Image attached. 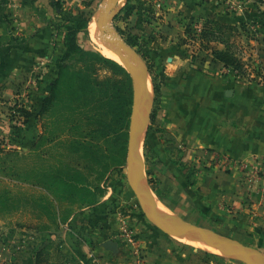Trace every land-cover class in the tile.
<instances>
[{
  "label": "crops",
  "instance_id": "crops-1",
  "mask_svg": "<svg viewBox=\"0 0 264 264\" xmlns=\"http://www.w3.org/2000/svg\"><path fill=\"white\" fill-rule=\"evenodd\" d=\"M85 1L0 0V151L24 152L25 141L33 142L26 151L38 154L43 149L34 141L41 136L40 118L35 114L65 49V19L81 13ZM116 9L117 24L123 21L154 44L160 41L158 33L163 32L165 40L170 41L178 30L179 16L171 15L174 12L185 20L215 18L231 23L242 18L237 13H225L218 0H118ZM262 82L247 90L215 86L206 105L194 111L190 105L198 102L197 88V93L172 99L167 118L175 121L177 136L193 142L183 154L185 163H191L201 149L243 162L264 156V84H258ZM15 95L32 115L11 127L13 123L6 114ZM31 166L36 170L34 163ZM240 176L215 170L203 178L195 176V184L187 186L176 172L170 173L165 177V187L172 185L174 190L167 193V205L175 217L186 220V215H192L196 221L213 222L215 231L259 252L264 248V190L259 189L261 180L243 181ZM43 182L9 178L0 171V197L16 190L21 194L31 190L52 199L51 190ZM108 194L73 210L65 220L57 218V224L11 220L8 206L0 204V264H35V253L48 245H57L63 256L57 262L49 259L47 264H133L135 243L146 264H226L214 254L192 249L148 220L152 226L145 224L134 209L121 205L110 212L105 209ZM127 202L130 205V199ZM57 208L58 214L65 209L61 203ZM107 240L114 246L105 247Z\"/></svg>",
  "mask_w": 264,
  "mask_h": 264
},
{
  "label": "rangeland",
  "instance_id": "rangeland-1",
  "mask_svg": "<svg viewBox=\"0 0 264 264\" xmlns=\"http://www.w3.org/2000/svg\"><path fill=\"white\" fill-rule=\"evenodd\" d=\"M218 1L221 10L225 13L241 15V20L231 23L244 29L246 35L250 37V41L245 39L240 41L244 47L242 55L247 57L251 53L254 58L258 57L262 61L261 67L264 71V0ZM106 2L107 0H86L84 2L86 4H84L81 11L82 18L67 24L69 29H78L76 41L85 49L100 53L99 43H95L89 37L87 26L92 18L95 20L99 8L105 5ZM237 3L241 7H237ZM177 14L180 17L177 12L171 15L177 17ZM179 17H177L178 30H174L175 32L172 33L170 41L165 40L164 34L161 32L158 33L160 41L155 44L146 38L143 39L142 36L145 34L141 36L131 26L125 25L123 21L117 24L115 17L110 23L119 36L137 52L145 67L146 77L151 82L149 83L151 86V102L146 114L148 117L146 116L147 120L142 127L139 138L134 175L144 185L146 192L156 201L167 219L170 218L169 213L173 212L167 205V193L173 192L174 189L172 185L169 188L165 187V177L173 172H176L188 184L187 186L195 184V176L203 178L215 170L226 173L237 172L241 173L240 177L243 181L261 180L259 189L264 190V156L254 158L253 162H243L227 157L229 162H225L223 158L225 155L221 153L217 155L213 153L215 151L210 152L201 149L195 153L197 156L191 163H185L187 160L183 159L184 152L193 145V142L185 141L183 136H177L175 134V121L167 118L172 99H175L178 95L180 97L182 95L188 96L191 92L197 93L195 90L197 88L199 91L198 102L190 105L194 111L206 105L207 96L215 86L223 89L233 87L247 90L257 83L235 75L230 67H224L221 63L212 60V56L208 51L200 47L196 27L201 20H185L184 17L182 19ZM85 18L87 19L86 25ZM124 69L130 77L127 95L125 93L130 104L124 122H119L111 113L108 114L106 119L104 116V118L96 116L97 118L90 120L89 118L92 117L93 113H97V109L106 110L104 90L101 86L103 84L101 82L100 86L96 88L95 94L81 95L75 89L77 80L74 73H71L69 78L66 76V80H70L64 86L62 85V89L58 94L61 101L54 103L40 119L41 136L35 138L34 141L39 142L43 149L38 154L26 151L25 149L32 146L30 144L33 142L28 143V141H25L22 142V146L25 148L21 150L24 152H16L17 150L0 151L5 152L0 155L1 173L9 178H17L25 176V172L30 170V175H33L31 179L45 180L47 178L45 174L48 175L51 170L52 173L56 172L58 175L61 174L67 178V169L70 170L74 166V168L80 169V173L75 178L81 182L83 181V184L95 186L97 192L95 199L109 192L107 198L110 200L106 203L105 209L109 208L111 212L113 209L117 210V207H122L121 205L125 208L129 207L130 210L134 209V213L145 224L151 225L143 214L139 200L127 178L133 85L131 72L125 67ZM96 74L99 81H102L105 80L106 76H111L112 73L109 68H104ZM116 77L113 76V78ZM106 83L108 85L107 81ZM258 84H264V79L262 83ZM123 85L122 82L121 86ZM125 85L122 89H125ZM11 121L13 123L10 125L11 127L23 123L14 121V119H11ZM118 127L120 135L117 133ZM11 139L15 142V138L11 137ZM1 149L2 146H0ZM214 158L217 161H213ZM33 163L36 165V170L33 168L35 166H31ZM172 177L174 178L175 174H172ZM171 180L173 181V179ZM75 185L78 190L69 193L68 196L72 200L77 198L80 201L85 190L77 183ZM107 186L111 189H107ZM16 191L13 194L10 193V201L8 202V210L10 209L9 211L12 213L11 220H17L21 223H33L34 220L45 222V220H48L52 223V207H49V214L47 206L45 207L48 203L45 200L47 194L37 196L36 192H31V190H26L22 194L18 190ZM111 195L114 196L110 198ZM33 196H37V199L34 200ZM127 199H130V205L127 204ZM72 203L70 205L64 203L65 210L73 211L80 207L78 203L71 205ZM147 203L154 210L148 200ZM159 205H162L165 210ZM156 214L158 215V212ZM186 218V220L195 222L194 224L211 229L215 228L213 222L196 221L192 215H186ZM228 237L233 239L231 236ZM174 238H178V236H174ZM180 238L188 243L192 249H197L190 244V241H193L192 236L185 235ZM260 250L259 253H250L255 259L264 263V248ZM224 253L225 256L211 254H214V258L220 259L226 264H245L231 257L226 250Z\"/></svg>",
  "mask_w": 264,
  "mask_h": 264
},
{
  "label": "trees",
  "instance_id": "trees-1",
  "mask_svg": "<svg viewBox=\"0 0 264 264\" xmlns=\"http://www.w3.org/2000/svg\"><path fill=\"white\" fill-rule=\"evenodd\" d=\"M53 5L58 7L57 2H53ZM82 16V13H78L77 15L68 16L65 19L63 38L65 49L61 55L56 76L48 93L43 97L41 106L35 115L41 119L50 110L54 103L61 101L58 94L62 89V85L64 86L70 80H66V76L69 78V75L74 73L75 79L77 80L75 89L77 92L81 93V95L95 94L94 92L96 91V88L100 86L101 82L103 84L101 86L104 90L103 96L106 104V110L97 109V113H93L92 117L89 118L90 120L97 118L96 116L99 118L105 117L106 119L108 114L111 113L112 116L119 122H124L126 120V116L128 115V105L130 104L126 98L127 88H129L130 85L129 74L118 62L105 57L97 51L85 49L77 43L76 35L78 33V29H69L67 28V24L69 22L77 21L82 18ZM86 24L87 19L85 18V25ZM199 24L200 30L197 33V39L199 40L200 47L207 50L212 56V60L221 63L224 67H230L235 72V75L248 81H263L264 71L263 67H261L262 61H260L258 57L254 58L251 53H249L247 57L242 55L244 47L240 42L241 39L250 41V37L246 35L247 33L244 32V29H241L236 24L224 23L215 18L203 19L199 22ZM73 67H75V69H73ZM104 68H109L112 74L111 76H106L105 80L99 81L96 73ZM113 76L117 77L113 78ZM106 81L108 82V85ZM122 82L124 85L126 84L125 89H122L124 86H121ZM19 111L24 117L22 122H26V120L32 115L30 110L24 108L19 109ZM119 132L118 127L117 133L120 135ZM206 151H211V149H206ZM79 170L80 169L74 168V166H72L70 170L67 169V178L63 177L61 174L58 175L56 172L52 173L51 170L48 175L47 173L45 174L47 178L44 180L43 185L47 189L51 190V194L53 196L52 199H48L45 195L47 197H45V200L48 202L47 205H45V207L47 206L48 214L49 207H52V223L56 222L57 224V218H59L60 221L65 220L69 214L73 212L72 210L64 209L63 212L58 214L57 206L59 203L62 205L64 203H68L70 205V203L73 202L71 205L78 203L81 207L84 204L92 203L96 200V189L94 188V190H91L82 183L83 181L81 182L75 178L80 173ZM25 174V176L17 178L22 180L33 178V175H30V170H27ZM76 183L85 190V193L81 196L80 201L77 198L72 200L68 196L69 193L76 192L78 190L75 185ZM9 201L10 196L7 194L0 197V204L3 206H8ZM62 256L63 255L59 251L57 245H48L35 253V264H47L49 259L57 262Z\"/></svg>",
  "mask_w": 264,
  "mask_h": 264
},
{
  "label": "water",
  "instance_id": "water-1",
  "mask_svg": "<svg viewBox=\"0 0 264 264\" xmlns=\"http://www.w3.org/2000/svg\"><path fill=\"white\" fill-rule=\"evenodd\" d=\"M118 0H107L106 4L99 8V12L95 18V25L98 31L106 34L112 32V38H101V41L119 48L122 53L130 59L135 65V71L131 72L132 85H133V103L131 110V122L128 140V154H127V178L132 190L135 192L141 210L148 221L155 227L164 231L172 236H185L190 234L193 241H201L203 239H213L217 241L234 259L245 264H264L263 262L255 259L250 252L253 251L238 241L223 235L206 226L197 225L194 223L186 222L175 217L169 213L170 218L167 219L164 212L158 207L156 201L146 192L144 185L139 182L134 175V164L136 151L141 136L142 127L140 124V114L143 106L144 95L147 87V77L145 67L139 58L137 52L129 46L118 34V32L111 27V20L114 18L117 9ZM125 67V66H123ZM148 117V116H147ZM154 208L151 209L147 203ZM155 211V212H154ZM158 212V215L156 214ZM105 247H113L114 244L107 240Z\"/></svg>",
  "mask_w": 264,
  "mask_h": 264
},
{
  "label": "bare ground",
  "instance_id": "bare-ground-1",
  "mask_svg": "<svg viewBox=\"0 0 264 264\" xmlns=\"http://www.w3.org/2000/svg\"><path fill=\"white\" fill-rule=\"evenodd\" d=\"M87 27H88L87 29H88L89 37L95 43H99V45L98 44L97 45L100 46L99 51L102 55L118 62L122 66H125V68L128 69L130 72L135 71L134 63L130 59H128L122 53V51L119 48L105 44L101 41V38H112L114 36V34L112 32L104 34L100 31H98L96 28V25H95V20H93V18L90 20ZM149 83H151V82H149V79H147V87H146L143 106H142V110H141V114H140L141 127H143L146 123V120H147L146 114H147V110H148V107H149L150 102H151L150 101L151 100L150 99V97H151V86ZM159 206L163 210H165L162 205H159ZM186 235L188 237H191L190 234H186ZM178 238L181 239L180 236ZM189 240H191V239H189ZM187 242H189V241H187ZM190 244L193 245L197 249H200V250H203V251H206L209 253H214V254H218V255H222V256L226 255L224 253V251H225L224 248L217 241H215L213 239H203L201 241H190Z\"/></svg>",
  "mask_w": 264,
  "mask_h": 264
},
{
  "label": "built area",
  "instance_id": "built-area-1",
  "mask_svg": "<svg viewBox=\"0 0 264 264\" xmlns=\"http://www.w3.org/2000/svg\"><path fill=\"white\" fill-rule=\"evenodd\" d=\"M156 5L159 7L160 6V2H157ZM236 6L237 7H241V5L238 4V3L236 4ZM196 29H197L196 32L198 33L199 30H200V24L197 25ZM35 80L37 82L39 80L38 77H35ZM19 98L20 97L17 96V95H15L13 97V101H12V103L9 105V107L7 109L6 116L10 120L14 119V121L22 122L24 117L20 114L19 109H21V108H24V109H27V110H30V109L25 105V103H23V101L19 100ZM210 152H213V151H210ZM213 153L219 155V153H216V152H213ZM223 158H224L225 162H229V159L227 157L223 156ZM213 161H217V159L214 158ZM132 257H133L132 258L133 264H146L145 258L143 256V254L141 253L140 248H138V244H136V243H135V248H134L133 253H132ZM1 264H13V263H11L10 261H4Z\"/></svg>",
  "mask_w": 264,
  "mask_h": 264
}]
</instances>
